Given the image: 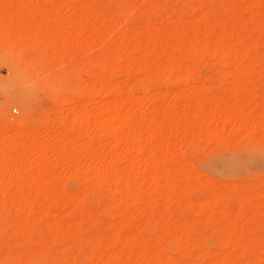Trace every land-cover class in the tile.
Masks as SVG:
<instances>
[{"label": "bare ground", "instance_id": "1", "mask_svg": "<svg viewBox=\"0 0 264 264\" xmlns=\"http://www.w3.org/2000/svg\"><path fill=\"white\" fill-rule=\"evenodd\" d=\"M42 1L23 17L25 3L0 0V47L25 41L57 69L42 82L50 108L37 113L25 91L0 107V264H42L53 242L57 264H264V176L221 187L186 158L224 135L264 138V0H70L64 20ZM73 161L71 194L58 178Z\"/></svg>", "mask_w": 264, "mask_h": 264}, {"label": "rangeland", "instance_id": "2", "mask_svg": "<svg viewBox=\"0 0 264 264\" xmlns=\"http://www.w3.org/2000/svg\"><path fill=\"white\" fill-rule=\"evenodd\" d=\"M11 1L13 4H16L14 2L19 1V3H17L16 5L20 4L21 5L20 9L25 3L24 7H22L23 10H26L25 12H23L22 9H21L22 14H21V11H18V10L16 11L19 14V16L23 15V17H27V15H28L27 12H29V10H30V14L32 11L35 10V9L34 10L32 9V8H35V7H33V6H36L35 4H39L40 1L43 2L42 0H36V1H34V0H28V1L22 0V2H20L21 0H18V1L17 0H11ZM32 1H34L33 2L34 5H33ZM45 1H47V0H44V2ZM48 1L51 2V4L53 6L57 5L55 9H54L55 6L52 8V12H53V10L55 12V10H57L59 8V6L61 5L59 8L61 11L60 13L62 15H65V14L68 15L69 14L68 16L65 15L64 17H62V15L59 13V11H57V13H55V14H56V17H59L58 19L64 20V19L70 18V13L72 11V10L70 11V9H69L71 6L70 0H68V1L64 0L63 1L64 3L60 2V0L59 1L58 0H48ZM54 3H57V4H54ZM59 3H61V4H59ZM62 4L64 5L63 7H62ZM67 5H69V6H67ZM16 7H18V6H16ZM16 7H14V8H16ZM10 11H9V13H10ZM53 14H51V15H53ZM59 14H60V16H59ZM124 16H126V20H128L133 16V13H129V14L125 13ZM43 17H45V16H43ZM67 29H66V32L68 31L67 33L70 32L73 35L76 34V32H77L76 27L74 29L70 28L71 29L70 31H69V27ZM24 42L23 43L21 42L23 45L20 44L21 46H23L22 49H21L20 45L19 46L16 45L18 47L13 46L12 48H9L7 46L0 47V107L5 105V102L7 101V94L9 92L25 91V92H28L29 94L33 95L34 102L38 106L37 107V113H40V111H38V109L39 110H46V109L50 108V106H52V100L48 96L49 93L45 92L46 90L43 88L42 82L48 77V75H50L51 73H53L57 69H54V70L50 69L49 72H45L46 68H44V67L47 65L48 62L47 63L45 61L39 62V63L35 62V60L32 59V56H33L32 51H30L29 49L24 47V44L27 43V42H25V43ZM262 49H264V46H262ZM85 51H89V48L86 46H82L80 48V50L79 49H74V50L68 49L66 54L64 52V54L61 55V62H60L59 67L64 68L65 66L74 65L75 63H77V61L80 59V57L83 56L82 53H84ZM57 61H59V60H57ZM32 63H34V64H32ZM39 67H41V68H39ZM215 67H216L215 64H211V66L209 68H207V70L202 69L201 73L202 74H208ZM81 77L84 80L90 79V76H88V75H81ZM67 78H68L69 84H74L77 81L73 76H68ZM13 109H16V111H14ZM21 111H22V106L18 102L11 103L10 106L7 108V112L11 117L19 116ZM262 112H264V109H262ZM253 135H255V134H253ZM253 135H251V134L244 135L243 134V136L241 135L242 137H240V138H238L239 136L236 138L234 137L235 139L238 138L239 140H238V142L235 141V143H233V145H232V143L229 142V136L224 135L225 137L223 139L220 138V141L217 144L215 143V141H218V140L212 141L213 144L210 142L207 144V146L212 144L210 146V148H213V149H210L209 146L207 147L210 151L207 150L208 151L207 152L206 150H204V148H202V149L200 148L198 150H195L197 152V153H195L196 155L189 153L186 155V158L191 161V163L193 164V166L196 169H198L199 171H202L203 174H206L205 176L206 177L208 176L207 179H209L210 181L215 182V183L217 182L216 184L218 186H221V187L224 186L225 187L226 185H229L230 183H233L235 181L242 182L243 180L244 181L242 183H244L246 180H247V182L250 183V181L251 182L255 181V179L257 180L258 177L264 176V141H262V140L260 141V139H264V138H262V137L260 138V136L255 135V136L259 137V140H258V138L254 137ZM262 135H264V133H262ZM11 136L14 139L18 138L17 140H14V142H24L29 138H33V142L35 143L36 146L42 145L41 140L44 137L43 133L39 134V132H37V131L36 132L29 131L27 133L14 131ZM25 136H27L28 138H25ZM231 138L233 140V137H230V141H232ZM214 143H215V146H213ZM226 144H228V146ZM229 145H232V146H229ZM207 148L205 147V149H207ZM204 151H206L205 154L203 153ZM64 162H66L65 159H63L61 161V163H64ZM66 163L63 164V166H60V168H59V169L62 168L61 170H62V173L64 174L63 175L61 173V170H60V174H62L61 176H64V178H62L63 179L62 182H61V180L59 182V179L61 178L59 176V178H58L59 187L62 188V190L63 189L66 190L68 193L73 192V194H74L76 189L78 188V182L77 181L79 179L78 178L79 176H78L77 171L75 169H79L80 171H82V169L84 168V166H82V163H84V162H82L80 164L77 163L76 161H73L72 163H68V164H66ZM73 168H74V170H73ZM71 171L72 172L75 171V173H72ZM69 173H71V174H69ZM65 174H67V175H65ZM75 175H76V177H75ZM65 177H66V179H65ZM87 177H89V175L87 173L84 174V178H87ZM64 180H66V181H64ZM228 181H229V184L225 185V183H227ZM60 183H62L63 186ZM173 201L171 200L168 203L169 208L172 211H181V210H183L182 209L183 207H184L185 211L188 210L189 212H191V211L195 210V209H193V205H191L189 202L185 201L186 202V205H185L184 200H183V202H182V200H175L176 202L175 201L173 202ZM218 203H220V200H217L216 204L218 205ZM87 206H89L90 208L94 207L90 203H87ZM103 219L107 220L108 218L106 216H103ZM204 228H205L204 221H201V223L198 221L195 222V228L194 229L196 232L203 234ZM41 233H43V230H41ZM205 241H206L207 245H209V246L211 245V240L209 237L205 236ZM54 246H55V248H54ZM60 247H62V244H60L58 242H53L52 246L47 247L46 250H44V251L46 252V254L48 256H47V259L42 264H57L62 253H64L63 251H60L61 250ZM167 250H170V249L167 248ZM83 254H84V250H81L78 257L80 258L81 255H83ZM20 262H21V259L19 260V262L17 264H21V263L23 264L24 262H25L24 264H35V263H32L31 261H28V260H27V263H26V260H23L21 263ZM196 264H202V263H196Z\"/></svg>", "mask_w": 264, "mask_h": 264}, {"label": "built area", "instance_id": "3", "mask_svg": "<svg viewBox=\"0 0 264 264\" xmlns=\"http://www.w3.org/2000/svg\"><path fill=\"white\" fill-rule=\"evenodd\" d=\"M14 111H16V109H13Z\"/></svg>", "mask_w": 264, "mask_h": 264}]
</instances>
